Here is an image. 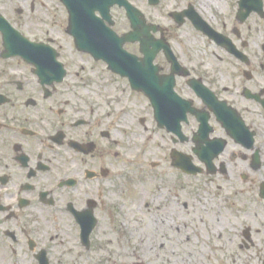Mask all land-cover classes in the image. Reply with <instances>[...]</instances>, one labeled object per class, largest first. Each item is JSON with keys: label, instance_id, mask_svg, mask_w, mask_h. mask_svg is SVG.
<instances>
[{"label": "flooded vegetation", "instance_id": "flooded-vegetation-1", "mask_svg": "<svg viewBox=\"0 0 264 264\" xmlns=\"http://www.w3.org/2000/svg\"><path fill=\"white\" fill-rule=\"evenodd\" d=\"M129 1L139 8L136 0ZM159 1L153 6L163 3ZM181 1L182 6L168 11L174 21L172 28L143 10L149 24L159 25L152 35L167 41L180 62L174 68L163 51L154 61L161 95L169 99L162 110L171 118L163 126L156 120L148 93L138 92L145 110L140 123L147 147L152 149L149 132L153 121L164 137L170 167H174L176 155L187 153L188 147L193 150V134L200 122L189 112L188 121L180 122L186 137L178 135L176 117L182 104L175 101L173 92L209 117V141L226 145L215 160L213 176L239 178L242 187L234 186L239 193L256 182L252 173L263 168L262 159V166L255 169L254 152L262 148L258 137L264 112V58L255 53L250 32L252 17L264 18L250 13L246 20L239 19V0L225 7L220 0ZM107 4V0H0V21L10 22L18 31L12 32L11 40L24 44L16 48L33 44L42 51L32 54L40 57L35 62L21 54L10 56L8 52L16 48L5 47L0 31V246L10 244L13 253L26 249L37 264V256L44 250L53 264L58 250L50 243L57 244L68 230L88 251L81 240V223L92 218L98 226L90 233V247L96 246L101 222L116 218L126 197L122 160L126 154L121 149H128L127 158L137 159V146L126 134L128 115L133 112L127 114L125 107H118L114 94L115 84L131 89L129 79L112 72L103 60L79 51L75 37L68 34L72 28L97 29V37L92 39L101 43L104 27L120 36L130 32L127 11L116 4L109 12ZM174 12L179 16L174 17ZM185 27L194 33V40L200 37L204 56L194 51L189 37L187 52L175 49L171 34ZM63 32L71 37L70 47L64 45ZM141 47L140 41L126 45L143 62ZM261 48L264 50V43ZM204 94L215 95L220 107H212ZM233 123L238 127L245 123L255 133V149L250 150L227 129L226 124ZM131 165L139 171V161ZM150 166L155 168L153 161ZM35 210L40 212L36 218ZM244 244L247 249L254 246L252 236Z\"/></svg>", "mask_w": 264, "mask_h": 264}, {"label": "rangeland", "instance_id": "rangeland-1", "mask_svg": "<svg viewBox=\"0 0 264 264\" xmlns=\"http://www.w3.org/2000/svg\"><path fill=\"white\" fill-rule=\"evenodd\" d=\"M231 2L233 0H220L222 7ZM136 4L141 10L148 12L153 20L170 28L174 21L168 11L183 5L181 0H163L161 5L153 7L148 4V0H136ZM251 25L254 51L264 58V50L261 48L264 43V20L253 16ZM193 36L194 33L185 27L175 30L171 39L175 49L181 53L187 52L185 50L191 40L194 51L204 56L200 37L194 40ZM62 39L64 45L70 47L71 37L63 32ZM186 40L188 43L184 42ZM114 94L118 107H125L127 114L128 110L133 112V116L128 115L126 134L130 135L138 149L136 161L127 158L126 155L130 154L128 149H121L126 154H122L126 192L125 199L121 201L123 206L119 208L116 218L101 222V227L95 234L96 246L91 250L80 247L74 232L69 230L57 244L50 243L56 245L58 250L52 263L263 264L264 199L259 193L260 184L264 180V155L263 168L252 173V176H257L256 182L248 184L244 191L239 189V193H236L234 186L242 187V182L237 177L230 176L227 179L207 173L197 176L184 174L177 168L170 167L164 137L156 131L153 121L149 132L152 149L147 147L146 133L140 123L145 112L142 95L123 83L115 84ZM259 122L262 126L258 143L264 147L263 111ZM123 139L127 147V136ZM147 150V154H143ZM186 151L193 154L190 147ZM193 156L195 162L201 164L198 157ZM138 161L139 171L131 165ZM151 161L158 162L159 167L152 169ZM241 171L250 172L247 169ZM185 202L188 204L187 208L184 207ZM124 212L130 214L129 218ZM34 214L36 218L40 212L35 210ZM216 217L217 225L213 227L218 231L214 233L209 225V218ZM41 224L40 220L37 225ZM248 226L252 229V239L255 242L249 249L246 248L243 237V231ZM133 227L138 231V236L131 237L128 234ZM203 249L206 253L202 252ZM17 250L18 252L13 253L10 244L0 246V264H37L28 255V250Z\"/></svg>", "mask_w": 264, "mask_h": 264}, {"label": "water", "instance_id": "water-1", "mask_svg": "<svg viewBox=\"0 0 264 264\" xmlns=\"http://www.w3.org/2000/svg\"><path fill=\"white\" fill-rule=\"evenodd\" d=\"M107 1L108 11L110 10V7L116 3H118L120 7L124 6L126 8V10L128 11V18L131 21L133 29L132 32L122 37H119L116 33H114L112 29L104 27L102 28V32L104 33V39L101 43L93 41L92 39L93 36L97 37L96 32H99V30L97 29L79 27L74 29L72 28L71 30H69V33L71 35H74L76 45L79 50L81 49L85 52L92 53L98 60L104 59L108 63L109 68L112 71L122 75L123 77H129L134 90L136 89L147 91V93L151 97L153 106H155L156 108L155 116L159 121L160 125H163L166 123L167 118L163 115V111L160 105L162 102V95L160 93L162 87L158 83V77L156 74L157 68L155 67L153 62L156 54L161 49H164V52H166L168 58L172 62H174V66H179V62L176 61L173 52H171L169 45L165 41L154 40L152 36V31H156L157 26H149L147 24V21H145V18L140 12V10L131 5L128 0ZM150 1L152 4L158 2V0ZM240 5L242 6V8L248 9V13L246 15H238L242 20H245L248 17L249 13H251L252 11H256L261 15L264 14L263 0H241ZM72 15L76 16L77 14L72 12ZM10 29V27L0 21V30L4 33V38L6 39L5 47H20V44L22 43H15L11 40L13 39V37L12 31ZM134 41H140L142 43L141 51L145 53V58L142 63L138 61L136 55H132L124 48L126 42ZM40 50V47H35V45H31V47H27L24 49L16 48L10 50L8 55L15 56L17 54H21L24 58H26L27 61L29 60L35 62V60L37 61L38 59H40V57L38 56L37 58H35L32 56V54L42 52ZM153 74H155V78H152ZM192 111L202 120L201 128L198 131L195 140L197 146L195 148V153L198 157H200L201 161L205 162L206 166L208 167V171L212 173L213 160L223 150L225 145L221 147L213 142L211 143L208 141L210 129L207 124V118H205L203 114L197 111ZM181 115V118L187 119L186 110L183 111ZM178 121L180 122V116L178 118ZM233 128L234 126H228V129L230 131H232ZM238 134V139L241 140L242 138L244 140L243 135H241L240 133ZM248 144L250 148L254 146L253 137H251ZM178 166L180 168H183L189 174H198L203 172L202 168L197 167L193 163L192 157L190 158L188 156H182V161L180 164H178ZM261 196L264 197V183L262 184ZM95 224L96 223L94 218H92L90 221L81 223V236L83 239V243L87 247L89 246V235L95 228ZM245 235L247 238L250 236V229L245 231ZM38 260H40V264H49L48 259H46V254L44 252L39 255Z\"/></svg>", "mask_w": 264, "mask_h": 264}, {"label": "bare ground", "instance_id": "bare-ground-1", "mask_svg": "<svg viewBox=\"0 0 264 264\" xmlns=\"http://www.w3.org/2000/svg\"><path fill=\"white\" fill-rule=\"evenodd\" d=\"M204 207H205V209L207 208L205 205H204ZM129 215L130 214H127V218H129ZM216 219H217V217L216 218H209V220H210L209 225H210V227H211V229L213 230L214 233H216L218 231V230L215 231V228L213 227V225H217ZM134 228L135 227H133V229H131V232L128 233V234L131 235V237H135V236H138L139 235L138 234V231L136 229H134ZM202 252H205L206 253L205 249H203ZM205 253H203V254H205ZM188 264H190V263L188 262Z\"/></svg>", "mask_w": 264, "mask_h": 264}]
</instances>
